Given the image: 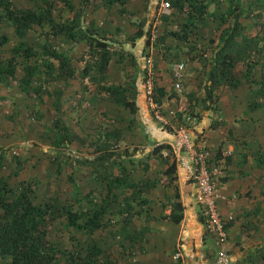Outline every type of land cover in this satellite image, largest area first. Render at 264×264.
Here are the masks:
<instances>
[{"label": "crops", "instance_id": "crops-1", "mask_svg": "<svg viewBox=\"0 0 264 264\" xmlns=\"http://www.w3.org/2000/svg\"><path fill=\"white\" fill-rule=\"evenodd\" d=\"M162 1L126 0L122 5L125 10H122L125 16L122 19L135 24L127 41L120 46L124 50L110 48L113 55L106 64L103 84L123 88L128 99L134 102L133 111L111 96L97 93V80L89 81L93 74L69 80L61 87L59 95L54 93V82L41 94L43 100L30 97L15 86L10 95L17 104L15 114L22 122V138L13 139V135L0 129V146L13 145L11 153L20 158L22 154L17 144L25 143V123L33 121L37 125V122L49 119L56 96L60 98L59 116L63 124L76 135L70 142L72 146L83 137L87 143L115 141L103 140L104 137L95 139L92 133L96 128L107 132L130 125L123 129L121 140L117 142V145H125L122 148L125 151L119 152L116 146L110 148L115 151L113 158L115 156L123 163L128 180L142 184L134 200L143 210L130 218L126 228L137 229L138 233L130 244L129 239L123 241L126 230H121L123 223L120 221L116 233L111 228L102 232L103 249L116 250L115 255L139 264H220L217 251L221 248L202 222L196 185L186 179L175 160L171 171V158L153 151L155 145L170 141L175 125L189 116L192 138L196 144L205 143L212 154L213 181L224 197L217 203L218 211L223 218L233 215L228 222L226 242L230 264H259L263 261L261 254L264 251V100L259 94L261 71L258 69L262 68L263 60L253 55L242 57L232 72L235 83L230 85L213 67L215 53L221 48L225 51V40L204 46L209 48L210 54L203 51V56H199L198 42L168 34L184 19L171 8L161 11L159 4ZM210 1L214 8L210 9V4L208 11L218 9L220 14L229 10L228 0H221L220 4L216 0ZM115 7L119 8L116 5L111 9ZM102 9L106 8L100 6L99 10ZM97 31L107 37L114 34L111 26L109 29L100 27ZM109 39L105 41L110 44ZM78 43L85 45L82 40L71 41L69 45H74L67 54L72 57L73 65L80 69L86 60L74 64L75 54L82 53L77 51ZM147 56L151 58L154 73L157 110L143 93L142 66ZM253 63L256 65L252 66ZM179 65H182L181 77L177 78ZM90 73L94 71L90 70ZM87 84L92 88L88 86L83 90L81 86ZM157 111L161 112L163 121L155 118ZM53 148L48 142L46 147H40L39 153L47 159ZM144 184L148 186L145 189ZM127 190V194L132 191ZM176 204L178 207L173 212ZM177 213H181V217L175 221ZM178 246H181L182 256L175 259L173 252Z\"/></svg>", "mask_w": 264, "mask_h": 264}, {"label": "trees", "instance_id": "trees-1", "mask_svg": "<svg viewBox=\"0 0 264 264\" xmlns=\"http://www.w3.org/2000/svg\"><path fill=\"white\" fill-rule=\"evenodd\" d=\"M97 1L99 7L102 6L107 10H111L112 6L117 5L121 8L120 11L124 9H122V7H124L122 5L126 2V0ZM167 1L172 11H176V15L178 17L182 16L184 19L179 23L177 22L178 25H176L174 29L169 30L168 34L177 38H183V35H179L180 28L184 30L186 24L190 23L194 25L195 21L203 18L207 13L209 0ZM56 2L69 10L74 9L73 0H45L42 6L35 9L18 7L14 4L13 0H0V22H9L13 27L15 35L19 38L25 35V33L31 30L35 25H48L50 28L49 31L53 35H64L67 39L73 40L74 42L84 41L86 44L84 54L87 55L88 59H83L86 60L83 67L79 69L73 65L70 56L67 54L68 52L59 51L47 46H43L42 48L41 63L32 64L30 58L38 56L37 48L24 44L20 38V40L9 49L10 55L6 58V64L2 65L0 60V78L4 74L14 73V66L18 62L17 58L23 57L25 60L22 62L23 73L18 80L19 87L30 97L37 98L39 96L40 98L43 93L47 91L45 84L55 82L56 86L53 90L56 95H59L57 93L61 90L62 86L67 85L66 83L69 80L84 78L91 74L90 70H93L94 74L92 78L96 79L98 82L96 92L111 96L114 101L133 111L134 102L128 99L123 88L103 84L107 69L106 64L113 55L110 44L105 41L107 38L104 36L99 37L95 32L96 30H93V25L92 29L87 27L85 30L80 28V26L76 27V23L71 21L79 16V13L74 14V18L68 23L56 22L54 20V3ZM230 8L231 10L229 9L230 11L228 13L234 11V6ZM234 19L237 23V18ZM76 29L77 31L75 33L74 31ZM240 29L242 30V28ZM235 35L236 30L235 32L231 30L230 34L226 38H223V41L225 40V51L221 48L215 53V63L213 65L215 70H219L230 85L232 82L235 83V77L232 75V72L237 62L242 57L248 58L249 55L254 56L255 46L259 39L257 38L258 33L249 35L241 34L242 36L239 41L234 39ZM133 38L135 37H132V39ZM8 43L9 38L4 34H0V46L7 45ZM258 47L259 46H257V49ZM262 60L263 65L258 83L260 84L259 94L264 100V56ZM255 65L256 64L253 63L252 66ZM248 71L251 70L248 69ZM60 105V98L56 96L53 102V109L56 112L59 111V114ZM178 119H181V116ZM181 121H183V119ZM54 126L58 127L61 132V134L53 140L56 141L57 144L64 143L65 139L67 143H70L73 140L72 136H76L69 131L65 124H63L60 116L55 119ZM128 126L130 127V125ZM123 129L120 130L116 128L114 130L123 133ZM119 140H121V138ZM167 147V143H160L153 147V151H157L161 156V150ZM110 152L113 151L109 150V152H102L92 159L79 158L77 164L81 166L95 164L98 167H102L104 159L113 156ZM166 158L171 157L167 156ZM114 159L117 168L111 172L109 178L103 177L101 179V189L97 192L95 200H89L91 204L89 207L75 212H73L71 208H68L66 204L58 203L56 199L35 202L33 199L34 189L30 182L14 189L0 176V255L9 259L7 264H57V252L52 249L45 239L49 232V226L58 217L66 216L69 224L92 233L106 225L107 220L104 216L107 211L111 212L110 204L113 202L117 205L115 211L123 216L121 230L123 231L125 229L124 235H126L123 236L122 240L129 239L130 244L136 237L138 230L132 229V231H130L126 228L130 218L143 210L142 207L136 206V203L139 202H135L134 200L137 192L141 190L142 184L128 180L129 178L124 171L123 163L117 160L115 156ZM171 160L169 168L173 171L175 166L174 158H171ZM146 187L148 186L144 184L143 189ZM122 188H124L126 192H124ZM127 189H132L130 194H127ZM122 193L123 195L120 198ZM177 207L178 204L175 205L173 212H175ZM180 217L181 213H177L175 221H178ZM117 231H119V228L116 227L113 232L116 233ZM119 244L123 245L121 242ZM99 246L94 241L91 243L89 250H68L64 264H109L107 262L102 263L99 260L98 256L102 252ZM261 257L264 261V251Z\"/></svg>", "mask_w": 264, "mask_h": 264}, {"label": "rangeland", "instance_id": "rangeland-1", "mask_svg": "<svg viewBox=\"0 0 264 264\" xmlns=\"http://www.w3.org/2000/svg\"><path fill=\"white\" fill-rule=\"evenodd\" d=\"M44 1L45 0H13L16 6L25 9L38 8L43 5ZM216 1L219 2L218 4L221 3V0ZM210 2L209 0L208 6L211 4ZM228 2L230 10V7L234 6V11L232 13H228L230 10L220 14L217 13L218 9L214 11L207 10L206 15L195 21L194 25L188 23L184 30L180 28L179 35H183L184 39L199 43L200 48H198L197 52L199 56H203V51L209 56L210 50L208 47L204 48V46H208V44L215 45L213 41L223 40V38H226L230 34L231 30H234V32L236 30L234 39L238 41L241 39V34L249 35L258 33L257 38L259 39L255 46L254 56L263 58L264 0H228ZM73 5L74 9L69 10L60 3H54V20L56 22L68 23L74 18V14L79 13V16L71 22H75L76 27L80 26L83 30L87 27L92 29L93 25L95 28H93V30H96L95 32L99 37L103 35V33L97 31L100 27L109 29L111 26L114 33L113 35L111 34L112 37L103 36H106L107 40L109 38L111 39L109 42L112 48L115 50H124L120 46L125 40L127 41L128 34L131 33L135 23L122 19V17H125L122 14L124 13L123 11H121L120 14H115L116 12H120V7L111 10L102 9L101 11L98 8L97 0H73ZM123 8L124 7H122V9ZM209 8H214L213 3ZM234 18H237V23L234 21ZM106 20L107 22L110 21V23H107ZM240 28H242V30ZM77 29L74 31L75 33ZM49 30L50 28L48 25H35L31 30L27 31L25 35L20 37L24 44L37 48L38 56L30 58L32 64L41 63L43 46L55 48L64 52L71 51L74 44L72 46L69 44L73 40L67 39L64 35H53ZM0 34H4L9 38V43L7 45L0 46L1 64L5 65L6 58L10 55L9 49L12 48L20 38L15 35L12 25L7 21L0 22ZM205 40H208V42L205 43ZM78 44L80 45L77 51H81L82 53H78L79 55L75 54L73 57L74 64H76V61L88 59L87 55L84 54L86 44ZM257 46H259L258 49ZM70 58L72 61V57ZM17 60L18 62L14 66V73L4 74L0 78V129L13 135V139L19 140L22 138L20 135L22 132L20 130L22 122L16 117L15 110L17 104L14 101V97L10 94L13 92V89H15V86L16 88L17 86L19 87V75L23 73L22 62L25 59L23 57H18ZM258 70L261 71V68ZM89 81L93 83L92 77H90ZM53 83L54 82L45 84L46 88L53 85ZM88 86L91 87L92 85L87 84L86 86H81V88L84 90L87 89ZM37 98H39V96ZM41 100L43 99L41 98ZM48 115L51 116L49 119H44L42 123L37 122V125H34L33 121L25 123L24 126L27 127V135L25 134L26 138H24L25 143L24 145L17 144V148L19 146V151H21L22 154L20 158L19 155H13V153H11L10 148L13 145L7 144L0 146V176L14 189L30 182L34 189L33 199L35 202L56 199L58 203L66 204L73 212L84 210L91 205L89 200H95L97 192L101 189V179L103 177L109 178L111 172L117 168V164L113 156H111V158L106 156L107 158L104 159L102 167H98L95 164L81 166L77 164V160L79 158H95L102 152H109L113 146L118 147L119 152L125 151L122 150L125 146L123 143L117 145L123 133L116 130L105 132L96 128L92 133L95 139L104 137L103 140L115 139L116 141L106 143L99 142L95 144V142L91 143V141L87 143L86 138L83 137V140H78L79 143H75L73 146L72 143H67L66 139L64 143L57 144L52 138H56L61 134L58 127L54 126L55 119L59 116V111L56 112L53 109ZM123 127L124 129L129 128L128 125H124L119 129L122 130ZM72 138L73 140L76 139L73 136ZM48 142L54 146V151L53 153L49 152L48 154H50V156L46 159V157H43L39 153V150L41 146L46 147ZM110 146L112 147L110 148ZM72 150H74V152ZM41 151L45 152V150ZM79 151L81 154H75V152ZM110 153L114 154L115 151ZM76 155H78V157ZM51 161L52 165H49ZM122 190L126 192L124 188H122ZM123 193L120 195V198ZM110 206L111 212L107 211L104 216L107 220L106 225L92 233L69 224L66 216L58 217L49 226V232L45 239L52 249L57 252V264L65 263V256L68 250H89L91 243L94 241L98 246L100 245V250H102L98 256L102 263L139 264L132 259L128 260L115 255L116 250L103 249L104 245L102 246L100 243V236L103 235L102 232L105 228L114 230L118 222L122 221L123 218L119 212L115 211L117 208L115 202L111 203ZM8 262V258L0 255V264H7ZM259 264H264V261H261Z\"/></svg>", "mask_w": 264, "mask_h": 264}, {"label": "built area", "instance_id": "built-area-1", "mask_svg": "<svg viewBox=\"0 0 264 264\" xmlns=\"http://www.w3.org/2000/svg\"><path fill=\"white\" fill-rule=\"evenodd\" d=\"M159 5L160 10L163 12L170 9V4L167 0L162 1ZM181 68L182 65H179L177 78L181 77ZM142 70L143 93L147 100H149L151 106L157 110L154 100V73L149 56L145 57ZM155 118L163 121L160 111L155 112ZM189 121L190 117L186 116L181 123L175 125L171 140L167 142L168 147L163 148L161 152L165 157L170 156L174 158L177 168L183 171L187 180L192 181L196 185L202 222L206 231L212 235L215 242L221 248L217 251L219 263L230 264L226 242L228 237V222L233 219V215L223 218L218 211L217 203L223 200L224 197L220 194L213 181L215 168L213 167L212 154L205 143L202 145L196 144L189 130ZM181 256L182 249L181 246H178L173 252V257L178 259Z\"/></svg>", "mask_w": 264, "mask_h": 264}]
</instances>
